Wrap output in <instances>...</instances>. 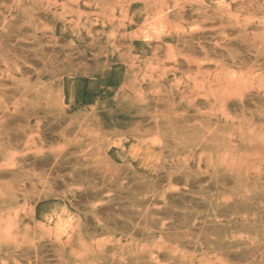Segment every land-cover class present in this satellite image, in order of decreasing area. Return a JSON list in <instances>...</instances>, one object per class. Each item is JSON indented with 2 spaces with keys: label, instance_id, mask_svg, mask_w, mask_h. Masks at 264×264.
I'll return each instance as SVG.
<instances>
[{
  "label": "rangeland",
  "instance_id": "374dc122",
  "mask_svg": "<svg viewBox=\"0 0 264 264\" xmlns=\"http://www.w3.org/2000/svg\"><path fill=\"white\" fill-rule=\"evenodd\" d=\"M0 264H264V0H0Z\"/></svg>",
  "mask_w": 264,
  "mask_h": 264
}]
</instances>
